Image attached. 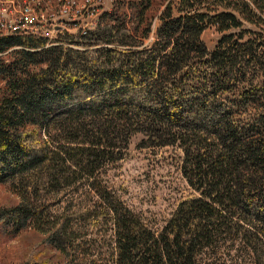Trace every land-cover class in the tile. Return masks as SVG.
<instances>
[{"label": "trees", "instance_id": "trees-1", "mask_svg": "<svg viewBox=\"0 0 264 264\" xmlns=\"http://www.w3.org/2000/svg\"><path fill=\"white\" fill-rule=\"evenodd\" d=\"M136 134L177 146L196 192L158 231L100 178ZM43 182L101 200L113 264H198L222 239L264 264V0H114L84 30L0 32V184L20 198L0 225L48 235L61 256L18 264H86L68 216L46 223L32 197Z\"/></svg>", "mask_w": 264, "mask_h": 264}, {"label": "rangeland", "instance_id": "rangeland-1", "mask_svg": "<svg viewBox=\"0 0 264 264\" xmlns=\"http://www.w3.org/2000/svg\"><path fill=\"white\" fill-rule=\"evenodd\" d=\"M44 1L54 6L60 0ZM75 1L78 7L87 0ZM90 1L99 9L98 14L91 16L85 12L77 20L62 23L64 30L74 32L76 28L87 29L99 20L102 12L110 10L114 2ZM219 37L214 27L207 28L202 34L210 50L214 49ZM144 138L143 134L132 136L125 158L109 165L100 178L107 189L141 217L147 227L158 231L180 201L196 195V192L182 173L181 150L177 146L140 147L138 144ZM81 178L79 181H82ZM80 185L84 186L77 183L73 188L57 190L43 182L38 186L39 194L32 197H36L35 201L39 204L45 203L48 209L44 215L46 223L61 214L68 216V225L75 239L72 243L80 245V256L86 264H113L115 239L112 215L89 190L80 192L86 187L75 192ZM19 201L20 198L9 185L0 184V206H11ZM30 228L11 233L0 225V264H18L31 259H60L59 252L49 245L48 235ZM198 264H252V261L244 245L222 239L201 255Z\"/></svg>", "mask_w": 264, "mask_h": 264}, {"label": "built area", "instance_id": "built-area-1", "mask_svg": "<svg viewBox=\"0 0 264 264\" xmlns=\"http://www.w3.org/2000/svg\"><path fill=\"white\" fill-rule=\"evenodd\" d=\"M90 3L87 0L77 7L75 0H60L54 6L44 0H0V32L52 38L64 30V23L81 18L85 12L97 15L99 9Z\"/></svg>", "mask_w": 264, "mask_h": 264}, {"label": "water", "instance_id": "water-1", "mask_svg": "<svg viewBox=\"0 0 264 264\" xmlns=\"http://www.w3.org/2000/svg\"><path fill=\"white\" fill-rule=\"evenodd\" d=\"M60 29V27H58Z\"/></svg>", "mask_w": 264, "mask_h": 264}]
</instances>
